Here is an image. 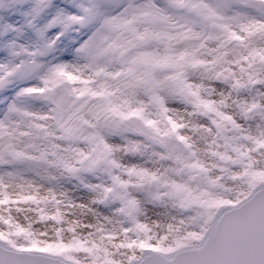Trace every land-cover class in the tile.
<instances>
[{
	"label": "snow or ice",
	"instance_id": "snow-or-ice-1",
	"mask_svg": "<svg viewBox=\"0 0 264 264\" xmlns=\"http://www.w3.org/2000/svg\"><path fill=\"white\" fill-rule=\"evenodd\" d=\"M0 264H264V0H0Z\"/></svg>",
	"mask_w": 264,
	"mask_h": 264
}]
</instances>
